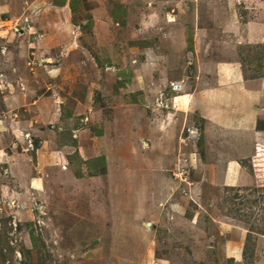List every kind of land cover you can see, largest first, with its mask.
Listing matches in <instances>:
<instances>
[{"label": "rangeland", "instance_id": "rangeland-1", "mask_svg": "<svg viewBox=\"0 0 264 264\" xmlns=\"http://www.w3.org/2000/svg\"><path fill=\"white\" fill-rule=\"evenodd\" d=\"M195 27L264 76V0H0V264H264V135L231 186L162 132Z\"/></svg>", "mask_w": 264, "mask_h": 264}, {"label": "crops", "instance_id": "crops-1", "mask_svg": "<svg viewBox=\"0 0 264 264\" xmlns=\"http://www.w3.org/2000/svg\"><path fill=\"white\" fill-rule=\"evenodd\" d=\"M228 19L233 21L232 14ZM201 32L200 27H195L193 32L192 84L179 81V91L171 96L162 93L160 97L159 103L170 107L163 118L162 132L180 134L183 143L195 147L200 138V145H204V152H208L209 157L213 154L211 150L222 151L214 154L221 161L224 159L223 181L236 186L251 177L237 159L253 156L256 144H261L260 138L264 135V129L258 127V121L264 122V76L251 78L244 75L240 61L227 55L236 54L228 40L221 41L224 45L219 47L216 43L212 45L214 40L208 38L205 44L197 47L196 39ZM192 117H199L201 122L196 126L197 138L187 142L182 135L188 124H194ZM167 143L169 145L171 140L167 139ZM226 251L230 254L228 258L237 259V248L232 246Z\"/></svg>", "mask_w": 264, "mask_h": 264}, {"label": "built area", "instance_id": "built-area-1", "mask_svg": "<svg viewBox=\"0 0 264 264\" xmlns=\"http://www.w3.org/2000/svg\"><path fill=\"white\" fill-rule=\"evenodd\" d=\"M170 87L173 90H178L181 88V85H180L179 81H171ZM184 133H185L184 137H186V139H190V140H193V139L197 138V136H198V131H197L196 127H190L189 126V128H187Z\"/></svg>", "mask_w": 264, "mask_h": 264}, {"label": "trees", "instance_id": "trees-1", "mask_svg": "<svg viewBox=\"0 0 264 264\" xmlns=\"http://www.w3.org/2000/svg\"><path fill=\"white\" fill-rule=\"evenodd\" d=\"M251 77H254V76H251ZM258 127L261 129H264V124L261 121H258Z\"/></svg>", "mask_w": 264, "mask_h": 264}, {"label": "clouds", "instance_id": "clouds-1", "mask_svg": "<svg viewBox=\"0 0 264 264\" xmlns=\"http://www.w3.org/2000/svg\"><path fill=\"white\" fill-rule=\"evenodd\" d=\"M171 88V87H170ZM172 89V88H171ZM181 89V88H180ZM180 89H178V91L180 90ZM173 90V89H172ZM175 91H177V90H175Z\"/></svg>", "mask_w": 264, "mask_h": 264}]
</instances>
